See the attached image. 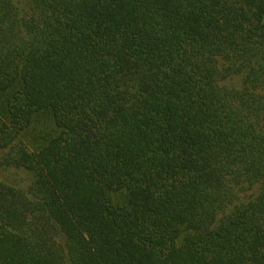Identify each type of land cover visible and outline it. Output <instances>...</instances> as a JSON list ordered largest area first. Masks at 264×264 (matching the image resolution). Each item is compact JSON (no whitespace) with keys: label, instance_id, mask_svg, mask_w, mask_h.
Returning <instances> with one entry per match:
<instances>
[{"label":"trees","instance_id":"16d2710c","mask_svg":"<svg viewBox=\"0 0 264 264\" xmlns=\"http://www.w3.org/2000/svg\"><path fill=\"white\" fill-rule=\"evenodd\" d=\"M0 264H264V0H0Z\"/></svg>","mask_w":264,"mask_h":264},{"label":"rangeland","instance_id":"374dc122","mask_svg":"<svg viewBox=\"0 0 264 264\" xmlns=\"http://www.w3.org/2000/svg\"><path fill=\"white\" fill-rule=\"evenodd\" d=\"M5 177L10 178L16 182H19L22 185L27 184L28 183L27 180L29 178L28 175L23 171H17V172L13 171V172H9L6 175H2L0 173V179H4Z\"/></svg>","mask_w":264,"mask_h":264}]
</instances>
